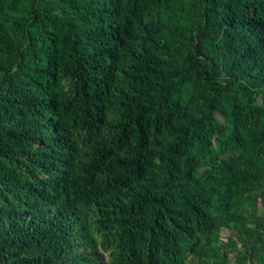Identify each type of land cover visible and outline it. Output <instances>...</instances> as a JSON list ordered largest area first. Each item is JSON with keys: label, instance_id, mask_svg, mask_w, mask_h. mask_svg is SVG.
<instances>
[{"label": "trees", "instance_id": "16d2710c", "mask_svg": "<svg viewBox=\"0 0 264 264\" xmlns=\"http://www.w3.org/2000/svg\"><path fill=\"white\" fill-rule=\"evenodd\" d=\"M263 206L264 0H0V264H264Z\"/></svg>", "mask_w": 264, "mask_h": 264}, {"label": "rangeland", "instance_id": "374dc122", "mask_svg": "<svg viewBox=\"0 0 264 264\" xmlns=\"http://www.w3.org/2000/svg\"><path fill=\"white\" fill-rule=\"evenodd\" d=\"M261 208L262 209L260 211L262 212V210H264V206ZM220 236L221 238L225 239L227 236H229V231H227L226 229H221Z\"/></svg>", "mask_w": 264, "mask_h": 264}]
</instances>
